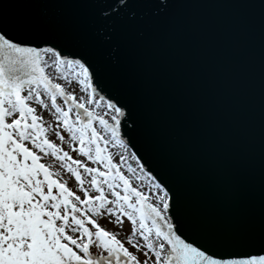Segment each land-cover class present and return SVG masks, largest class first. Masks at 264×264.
I'll list each match as a JSON object with an SVG mask.
<instances>
[{
	"label": "snow or ice",
	"instance_id": "1",
	"mask_svg": "<svg viewBox=\"0 0 264 264\" xmlns=\"http://www.w3.org/2000/svg\"><path fill=\"white\" fill-rule=\"evenodd\" d=\"M156 6L155 19L138 30L152 38L129 43L127 70L114 85L125 101L97 82L84 50L89 22L97 13L107 16L94 0L0 3V264H264V229L257 252L231 258L184 235L171 190L125 137L136 124L134 109L143 105L144 136L155 138L151 100L158 84L148 69L176 68L191 83L210 57L242 53L257 32L264 114V0H156ZM198 7L227 12L209 22L191 13ZM73 82L85 96L68 90ZM109 146L122 149L119 162ZM44 157L74 178L75 189ZM102 218L121 227L127 221L130 234L122 241L101 226Z\"/></svg>",
	"mask_w": 264,
	"mask_h": 264
},
{
	"label": "water",
	"instance_id": "2",
	"mask_svg": "<svg viewBox=\"0 0 264 264\" xmlns=\"http://www.w3.org/2000/svg\"><path fill=\"white\" fill-rule=\"evenodd\" d=\"M94 2L107 16L97 13L89 22L84 50L98 70L97 82L126 101V93L114 85L127 70L129 43L152 38L150 32L140 37L138 30L155 19L156 0ZM190 11L209 22L227 12L214 7ZM130 25L136 30H129ZM52 39L61 37L54 33ZM74 50H82L81 44H74ZM148 71L158 84L151 100L156 135L152 140L144 136L143 105H137L132 115L136 124L125 129L126 139L134 145L131 150L171 190L172 214L177 215L178 206L184 235L207 240L224 258L257 252L264 229L258 32L242 53L210 57L191 83L182 80L176 68L153 66Z\"/></svg>",
	"mask_w": 264,
	"mask_h": 264
},
{
	"label": "rangeland",
	"instance_id": "3",
	"mask_svg": "<svg viewBox=\"0 0 264 264\" xmlns=\"http://www.w3.org/2000/svg\"><path fill=\"white\" fill-rule=\"evenodd\" d=\"M51 71L52 70H49V72H51ZM58 82L62 83V84L66 83L65 81H62V80L58 81ZM73 89H75V95L77 97H82V96L86 95L85 93L80 92L79 87H78V85L75 84V82H73V84L68 87L69 91H72ZM58 103L62 104V101L58 100ZM38 112L43 115V118H44V120L46 122L52 123V124L55 123L53 116L51 115V113L48 110L41 109V108L38 107ZM49 138L51 140H53L54 142L59 144V141L56 140V138L54 136V133L51 130L49 131ZM63 147H64L65 151H70V149H69L67 144L63 145ZM109 150L114 155V160L116 162H119V154L122 152V149L109 146ZM73 155H75V154H73ZM42 162L47 163V164H51L53 166V170L60 171L62 173V175H63V178L65 180H68V186L70 188L75 189L76 185H75L74 178H70L69 174H67L63 169H61L59 167L58 162L54 161L50 157H44V160ZM127 163H131L134 168L136 167V164H135L134 161L129 160ZM124 168H125V174L126 175H131V174H128L126 172L127 164L124 165ZM137 171H138V169H137ZM132 183H133L134 186L136 184H138V181L135 179L134 175H132ZM146 183L147 182H145V184ZM142 190L147 192L148 189H147V187H144ZM99 223L101 224L102 227L106 228L108 231L117 233L118 234V238L121 239L122 241L125 240L127 235L130 234V226H129L127 221H125L123 227H121L119 225H116L114 221L110 223L108 218L100 219ZM126 246H128V245H126ZM130 250L134 251V249H131V248H130ZM141 259H143L142 256H141Z\"/></svg>",
	"mask_w": 264,
	"mask_h": 264
}]
</instances>
